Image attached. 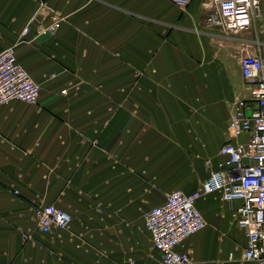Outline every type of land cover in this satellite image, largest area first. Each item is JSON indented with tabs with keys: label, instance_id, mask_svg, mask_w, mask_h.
Masks as SVG:
<instances>
[{
	"label": "crops",
	"instance_id": "obj_1",
	"mask_svg": "<svg viewBox=\"0 0 264 264\" xmlns=\"http://www.w3.org/2000/svg\"><path fill=\"white\" fill-rule=\"evenodd\" d=\"M210 10V0H0V49L15 45L41 86L37 104L0 108V264H161L146 212L201 187L223 159L236 98L252 100L244 50L221 46ZM54 14L55 36L37 33ZM261 14L245 51L264 58V0ZM240 203L198 199L207 225L179 249L194 264H258L243 258ZM47 204L72 215L67 228L40 230Z\"/></svg>",
	"mask_w": 264,
	"mask_h": 264
},
{
	"label": "built area",
	"instance_id": "obj_2",
	"mask_svg": "<svg viewBox=\"0 0 264 264\" xmlns=\"http://www.w3.org/2000/svg\"><path fill=\"white\" fill-rule=\"evenodd\" d=\"M262 1L210 0L206 23L224 31L249 30L261 19ZM51 17L50 23L36 25L37 33L55 36L63 17L60 14ZM32 23L25 26L24 33H28ZM239 60L252 100L236 98L227 127L229 138L219 150L223 159L218 168L210 171L197 190L190 193L171 190L162 204L145 214V228L161 254V264L193 262L190 252L179 247L207 225L196 202L213 192H220L227 201H241L235 219L247 236L243 258L264 264V58L246 53ZM40 91V84L19 62L15 45L0 49V108L13 100L37 104ZM242 136L245 138L240 139ZM37 217L43 232L67 228L72 221L69 212L54 204L38 207Z\"/></svg>",
	"mask_w": 264,
	"mask_h": 264
},
{
	"label": "rangeland",
	"instance_id": "obj_3",
	"mask_svg": "<svg viewBox=\"0 0 264 264\" xmlns=\"http://www.w3.org/2000/svg\"><path fill=\"white\" fill-rule=\"evenodd\" d=\"M220 32L222 33L221 46L223 48L230 42V38H232L234 40H237V43H238L240 50L243 48L244 51L241 54L251 53V52L245 51L246 31L233 32V31H224L221 29ZM239 62H240V60H239ZM53 76H55V75H53ZM190 264H194V263L192 262Z\"/></svg>",
	"mask_w": 264,
	"mask_h": 264
}]
</instances>
